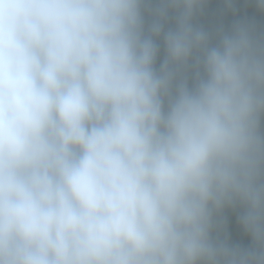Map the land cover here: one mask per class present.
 Wrapping results in <instances>:
<instances>
[{
	"label": "clouds",
	"instance_id": "clouds-1",
	"mask_svg": "<svg viewBox=\"0 0 264 264\" xmlns=\"http://www.w3.org/2000/svg\"><path fill=\"white\" fill-rule=\"evenodd\" d=\"M205 3L0 0V264H264V28Z\"/></svg>",
	"mask_w": 264,
	"mask_h": 264
},
{
	"label": "trees",
	"instance_id": "trees-1",
	"mask_svg": "<svg viewBox=\"0 0 264 264\" xmlns=\"http://www.w3.org/2000/svg\"><path fill=\"white\" fill-rule=\"evenodd\" d=\"M150 2L155 4L157 0H150ZM202 9V11L194 16L193 23L204 27L210 32L220 27L228 29L234 22L242 19L254 21L258 26L264 28V10L258 8L256 0H206ZM172 15L174 14H170V17ZM150 19L151 17L146 15V20L150 21ZM174 26V20L170 18L166 27ZM157 43L160 46V51L157 56L156 67L159 68L165 58L166 52L162 37L157 38ZM227 228L232 242L244 245L250 242L237 222L235 213L228 214Z\"/></svg>",
	"mask_w": 264,
	"mask_h": 264
}]
</instances>
